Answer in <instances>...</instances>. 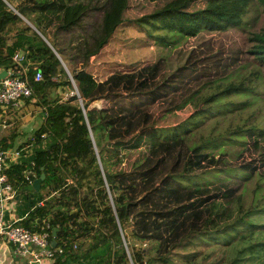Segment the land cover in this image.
<instances>
[{
    "label": "trees",
    "instance_id": "1",
    "mask_svg": "<svg viewBox=\"0 0 264 264\" xmlns=\"http://www.w3.org/2000/svg\"><path fill=\"white\" fill-rule=\"evenodd\" d=\"M195 1L164 0L130 20L143 39L161 46L197 39L177 65L167 69L157 57L97 79L84 66L124 23L128 0H0V69L26 77L25 102L42 113L24 141L29 150L5 172L24 206L19 223L32 231L48 224L50 239L55 229L50 264H163L172 256L181 264H264L263 241L241 245L239 257L205 262L211 244L225 255L223 245L232 250L263 226L252 220L264 215V126H239L189 146L180 133L164 137L154 124L156 108L176 107L198 87L226 78L239 60L258 67L264 81V0L191 7ZM244 26L239 43L236 31ZM60 60L71 62L69 72ZM73 84L66 97L56 93ZM246 91L228 84L210 99ZM97 100L104 103L89 106ZM2 110L0 118L10 107ZM13 135L0 136V147ZM134 137L159 139L132 167L106 168L104 144ZM223 143L240 150L228 159ZM41 173L35 190L31 182Z\"/></svg>",
    "mask_w": 264,
    "mask_h": 264
},
{
    "label": "rangeland",
    "instance_id": "2",
    "mask_svg": "<svg viewBox=\"0 0 264 264\" xmlns=\"http://www.w3.org/2000/svg\"><path fill=\"white\" fill-rule=\"evenodd\" d=\"M163 1L128 0L127 7L124 11V23L113 31L111 37L96 54L89 56L84 68L95 78L102 79L111 71L141 65L153 61L157 57L165 58L167 69L177 65L181 61V54L184 49L190 44L195 43L197 39L186 37L175 45L161 46L143 39L141 37L143 32L138 30L130 22L134 17L156 8ZM202 1L196 0V3L191 7L201 6ZM252 13L253 11L251 10L246 14V20L248 22L250 21ZM20 18L31 26L24 18L21 16ZM18 24L21 25V22ZM259 25L260 22L255 24L253 29H256ZM245 27H240L236 31V40L239 43L242 42L244 32L248 28V26ZM240 61H238V64L241 65L226 78L198 87L188 98L178 103L176 107L168 109L156 108L153 111L155 113L154 124L159 128V132L164 137L180 133L185 142L189 146H193L208 141L209 139H214L216 136H221L220 134H227L239 126H264V81L261 78L258 67L248 61L245 63ZM60 63L68 72L71 70V62L60 60ZM228 84L234 86L241 84L247 91L218 99H210L212 96L221 92ZM73 89H75L74 84ZM73 89H64L63 91L56 89V93L60 96H65L74 92L72 91ZM103 103L104 101L97 100L91 102L89 106H101ZM5 115L7 122H5L6 126L0 128V136L6 133H13V137L8 139L12 146L30 137L32 130L40 123L42 113L37 106L31 102H25V99H23V103L20 106L10 107V110ZM158 139L151 140L134 137L127 143L104 144V166L110 170L128 169L140 162L148 149ZM222 146L224 150L228 151V159L233 158L236 152L240 150V146L231 143H223ZM215 151L217 152L216 149ZM240 157L237 159H240ZM256 178L254 177L253 184L256 182ZM261 183L264 185V179ZM262 190V202H264V186ZM250 196V190L246 193L243 192L242 202L246 200L248 202ZM252 222L258 226H263H260L262 227L261 229L256 228L252 237L238 239L237 246L232 250L229 249L231 243H227L226 246L223 245L222 248L228 249L225 255H222L218 249L220 245L211 244L210 246L214 254L212 256L210 253L205 258V262L219 257L231 258L234 256L232 254L235 253L239 257L238 252L241 245L248 242L256 244L261 241L264 242V215L253 218ZM255 256L256 259L260 258L259 253ZM260 263L262 264V262ZM163 264L181 263L176 256H172L171 260Z\"/></svg>",
    "mask_w": 264,
    "mask_h": 264
},
{
    "label": "built area",
    "instance_id": "3",
    "mask_svg": "<svg viewBox=\"0 0 264 264\" xmlns=\"http://www.w3.org/2000/svg\"><path fill=\"white\" fill-rule=\"evenodd\" d=\"M12 58L17 59L16 54ZM5 72V75L0 78V107L3 109L2 112L9 106H20L23 99L28 98L31 92L25 76L12 74L9 70ZM33 78L34 80L40 78L38 71L34 72ZM72 91H75V89ZM67 95L59 96L64 98ZM5 117L6 115L0 118V128L6 126ZM24 141L12 146L0 147V246L10 245L12 253L25 259L26 262H32L33 264H39L41 260L51 262L54 258V247L50 246L48 224H45L38 231H32L19 223L20 216L8 215L5 217L6 210L10 213L13 211L16 195L15 190L7 181L5 168L10 163L19 160L21 151L26 152L29 150V143H24Z\"/></svg>",
    "mask_w": 264,
    "mask_h": 264
},
{
    "label": "crops",
    "instance_id": "4",
    "mask_svg": "<svg viewBox=\"0 0 264 264\" xmlns=\"http://www.w3.org/2000/svg\"><path fill=\"white\" fill-rule=\"evenodd\" d=\"M13 207L14 209L11 213L8 210L5 211V217H7L8 215L9 216L12 215L13 217H18L21 215L20 212L23 210L24 206L20 202V199L17 195H15L14 197ZM0 264H33V263L26 262L25 259L19 258L16 255H14V253H12L11 246L6 244L0 246ZM39 264H50V262H48L47 260H41Z\"/></svg>",
    "mask_w": 264,
    "mask_h": 264
},
{
    "label": "water",
    "instance_id": "5",
    "mask_svg": "<svg viewBox=\"0 0 264 264\" xmlns=\"http://www.w3.org/2000/svg\"><path fill=\"white\" fill-rule=\"evenodd\" d=\"M20 57H21V50H19L16 54V58H20ZM5 71H6L5 69L0 70V78L5 75V73H6ZM42 177H43V174L41 173L37 178L33 179V181L31 182V187L33 189H35V190L38 189L39 183H40V180L42 179ZM54 233H55V229L53 228L51 231L50 246L54 245Z\"/></svg>",
    "mask_w": 264,
    "mask_h": 264
}]
</instances>
